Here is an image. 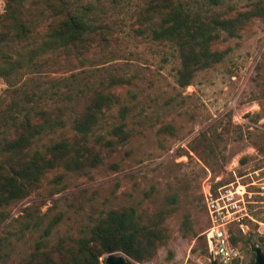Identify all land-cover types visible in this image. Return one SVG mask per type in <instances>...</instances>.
I'll use <instances>...</instances> for the list:
<instances>
[{"label": "rangeland", "instance_id": "374dc122", "mask_svg": "<svg viewBox=\"0 0 264 264\" xmlns=\"http://www.w3.org/2000/svg\"><path fill=\"white\" fill-rule=\"evenodd\" d=\"M22 1L40 34L47 23L38 14L40 0ZM68 1L91 5L94 20L111 29L108 44L82 58L57 50L28 61L25 53L19 69L0 76V101L20 100L32 91V105L59 112L63 122L47 135H69L83 97L101 89L117 103L104 112L98 132L111 138L106 131L119 123L122 105L129 138L109 153L101 146L103 160L97 167L52 171L27 197L1 207L0 264H21L33 252L54 257L58 244L67 247L64 242L86 235L97 217L121 207H132L142 217L172 209L164 221L166 244L144 264H208L203 192L230 182L244 185L249 194L247 230L237 237L243 264L250 247L264 252V22L255 20L238 38L224 41L229 49L224 59L179 88L173 48L138 30L137 15L146 0ZM197 1L188 0L206 8L207 0ZM251 1L221 0L218 8L243 9ZM164 126L169 129L162 131Z\"/></svg>", "mask_w": 264, "mask_h": 264}, {"label": "trees", "instance_id": "16d2710c", "mask_svg": "<svg viewBox=\"0 0 264 264\" xmlns=\"http://www.w3.org/2000/svg\"><path fill=\"white\" fill-rule=\"evenodd\" d=\"M2 1L1 77L19 69L25 53L28 61L35 55L57 50L82 58L91 49H103L109 42L111 29L105 22L94 20L90 4L40 0L38 14L44 15L47 23L37 34L32 13L24 8L22 0ZM207 2L206 8H201L193 7L188 0H146L137 15L140 34L147 32L152 41L167 44L175 51V83L179 88L191 85L197 73L224 59L229 51L222 46L224 41L238 38L255 20L264 22V0H253L243 9H219L221 0ZM37 39L40 42L35 44ZM34 95L30 91L20 100L0 101V208L27 197L52 171L72 173L97 167L103 160L101 146L109 153L129 138L123 123L126 107L122 105L117 109L119 123L106 131L111 138L98 132L104 112L117 103L115 96L101 89L90 90L83 97L71 120L69 135L48 136L62 128L63 122L59 112L32 105ZM168 129L164 126L162 131ZM42 136H48L47 140L42 141ZM171 212L172 209L159 210L142 217L132 207L110 209L96 218L86 235L64 242L69 243L67 247L58 244L54 257L48 252H33L21 264H101L102 256L112 253L123 254L128 259L126 264H144L166 244L164 221ZM182 223L185 230L189 229L186 220ZM253 258L251 254L247 264H252Z\"/></svg>", "mask_w": 264, "mask_h": 264}, {"label": "built area", "instance_id": "2783aa9c", "mask_svg": "<svg viewBox=\"0 0 264 264\" xmlns=\"http://www.w3.org/2000/svg\"><path fill=\"white\" fill-rule=\"evenodd\" d=\"M216 180V179H215ZM245 186L237 182L207 186L203 192L206 228L203 241L208 264H243L244 255L238 248L237 238L245 234L243 223L249 218Z\"/></svg>", "mask_w": 264, "mask_h": 264}, {"label": "water", "instance_id": "95a60500", "mask_svg": "<svg viewBox=\"0 0 264 264\" xmlns=\"http://www.w3.org/2000/svg\"><path fill=\"white\" fill-rule=\"evenodd\" d=\"M250 251L254 256L252 264H264V252L259 247H250ZM126 260L121 253H112L104 255L102 264H126Z\"/></svg>", "mask_w": 264, "mask_h": 264}]
</instances>
